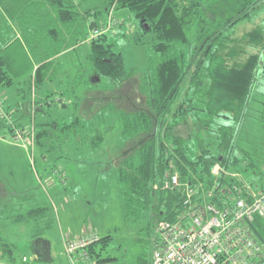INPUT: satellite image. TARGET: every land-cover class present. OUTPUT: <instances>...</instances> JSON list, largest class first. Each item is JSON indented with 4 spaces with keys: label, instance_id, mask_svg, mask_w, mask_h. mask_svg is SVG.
Here are the masks:
<instances>
[{
    "label": "rangeland",
    "instance_id": "374dc122",
    "mask_svg": "<svg viewBox=\"0 0 264 264\" xmlns=\"http://www.w3.org/2000/svg\"><path fill=\"white\" fill-rule=\"evenodd\" d=\"M44 1L11 0L6 6L0 0V56L7 55L10 60L11 55L5 54L6 49L18 47L21 43L14 41L8 45L14 37L23 35L18 26L21 21H26L27 25L31 23L24 30L25 37L28 36L26 32L29 31L30 35L31 31L37 32L39 28L46 26L47 35H43L44 39H41L49 41V25L57 32L55 34L53 31V36L61 35V27L55 26L54 20L50 21V17L46 15L52 11ZM75 1V7L79 3L81 7L77 8V23L70 26V44L74 45L80 43L86 34L91 36L92 30L88 22L97 19L101 23L108 17L104 10L108 0ZM35 2L41 7L35 9L37 18L35 16L33 25L31 18L27 15L24 19L22 14ZM91 12L97 14L93 16ZM113 17L112 21L120 19L124 25L115 26L107 34V42L111 45L113 54L123 56L126 71L131 73V82L126 91L133 87L136 92V107L122 106L115 98L110 101L107 100L110 97H103L104 94L115 93L118 86L110 78L96 77L89 59L91 49L85 41L82 42L84 44L76 45L79 49L70 54L80 62L78 67L85 73L65 79L62 86L67 91L61 96L58 95L59 90L54 91L56 94L49 97V104L43 97L37 98L38 102L34 98L27 99L25 93L30 84L26 76L29 72L24 73L20 80L13 78L10 87L1 89L3 100L0 104V122L5 121V126L0 128V173L5 188L0 212L5 216V225L0 229V236L17 247V259L24 254L32 258L34 253L30 249V240L33 247H40L39 238H47L54 245L55 258L53 261L42 258L37 264H70L63 247L59 248L62 232L68 238V232L84 227L82 235L87 232L101 239L111 237L107 245L96 244L97 254L91 258L93 264H144L151 260L157 226L164 221L154 223V207L145 204L138 194L131 198L128 194L129 185L121 180V169L138 162L141 148L147 142L141 135L132 137V140L130 136H124L126 122L121 111H138L141 107L144 111L149 110L146 99L141 95L148 96L146 92L151 86L148 76L154 72L159 56L151 49L154 38L152 34L144 37V44L136 45L135 38L141 31L139 21L133 13L119 9L113 11ZM254 17L256 25L264 24V15ZM242 26L246 29L252 28L250 23ZM15 30L19 31L15 33ZM241 30H238L236 37L245 32ZM75 33L77 34L74 35ZM190 38L193 39L194 35H190ZM28 49L31 56L26 58L19 47L11 52L14 57H23L26 64H33L34 60L41 57L34 54L37 49L36 42L31 45L28 41ZM40 50L41 54L46 52L41 47ZM57 85L55 84L56 87ZM19 90L21 94L16 100V91ZM28 91L31 95L32 89ZM16 102L19 104L16 105ZM77 103H82L85 108L79 107L81 112L78 109L76 113ZM39 105L45 111V118L42 112H35V106ZM256 108L253 106L241 126L238 142L242 144V149L245 147L252 151L251 155L258 162L255 169L257 174L249 170L242 172V175L248 184H253H250L253 188L261 189L264 187V106L258 110ZM205 121V124L211 123L216 128L222 123L214 118ZM23 125L26 131H22ZM18 139L22 141L24 148ZM246 142L255 145L248 147ZM15 205H21L22 212ZM36 208L42 210L29 219L28 214ZM20 213L25 222L22 225L11 223V214ZM13 240L16 242H12ZM41 249L45 253V249Z\"/></svg>",
    "mask_w": 264,
    "mask_h": 264
},
{
    "label": "trees",
    "instance_id": "16d2710c",
    "mask_svg": "<svg viewBox=\"0 0 264 264\" xmlns=\"http://www.w3.org/2000/svg\"><path fill=\"white\" fill-rule=\"evenodd\" d=\"M45 4L52 11L48 14L50 21L53 19L55 26L61 27V35L53 36V31L57 32L49 25V41L41 39L47 35L46 26L38 27L40 31H31L30 35L28 31L27 40L31 45L38 40L48 61L88 42L90 35L80 39V43L70 44V28L78 21L74 0H47ZM40 7L35 3L29 6L22 14L24 19L28 15L34 25L35 9ZM118 8L130 11L139 21L141 34L135 38L136 45L144 44V37L152 34L151 49L159 56L154 72L148 76L151 85L146 92L148 96L140 94L146 99L149 110L141 107L138 111H122L126 122L124 136L132 140L141 135L144 141L147 139L138 162L120 171L121 180L129 185L128 194L131 198L138 194L145 204L154 207L153 219L157 224L177 222L187 212L182 205L186 197L184 182L190 181L198 188L195 203L210 201L219 207L228 205L227 201L232 199L230 195H238L234 187L240 186L242 181L248 183L242 172L252 170L257 174L258 162L250 152L242 149L238 133L253 106L256 110L264 106V24L254 22V16L264 15V0H108L104 5L108 14L106 21L89 22L92 34L96 30L109 29L90 42L89 59L96 77H107L117 84L115 95L122 106L136 107L133 87L126 91L131 73L126 71L123 56L113 54L107 42V34L115 26L124 25L118 19L112 21V27L108 26L114 18L113 11ZM91 14L95 16L97 12ZM247 23L252 24V28L242 26ZM20 24L25 30L31 26L26 21ZM241 29L245 32L236 37ZM192 34L193 39L190 38ZM18 45L23 57H30L22 43ZM18 47L6 49L10 60L7 55L0 56V102L3 100L2 87H10L13 78L21 79L33 66L26 64L23 57L24 61L19 56L14 57L11 51ZM51 67L50 62L38 69L36 85L50 78L47 72ZM103 97L114 100L110 94ZM211 118L222 123L217 128L211 123L205 124V120ZM4 122H0V128L5 126ZM21 128L26 131L24 125ZM216 164L224 171L218 177L212 174ZM175 175H179L182 186L169 184ZM253 225L264 238V219L256 218ZM110 240L111 237L100 238L97 243L107 245ZM96 244L88 250L92 259L97 254ZM144 264H152V260ZM252 264H264V253Z\"/></svg>",
    "mask_w": 264,
    "mask_h": 264
},
{
    "label": "built area",
    "instance_id": "2783aa9c",
    "mask_svg": "<svg viewBox=\"0 0 264 264\" xmlns=\"http://www.w3.org/2000/svg\"><path fill=\"white\" fill-rule=\"evenodd\" d=\"M108 26L112 27V20ZM108 30L94 31L87 43ZM223 173L221 165L216 164L212 174L218 177ZM172 182L178 185L179 176H173ZM234 189L238 195L229 194L232 199L227 203H230L219 207L210 201L195 203L198 188L192 184L186 186L184 206L187 212L173 224L160 223L152 264H252L261 259L264 244L250 225L256 218L264 219V190L243 181ZM99 241V236L85 233L77 240H68L65 252L74 264L80 262L77 257H81L82 264H93L88 250Z\"/></svg>",
    "mask_w": 264,
    "mask_h": 264
},
{
    "label": "crops",
    "instance_id": "0c3cea01",
    "mask_svg": "<svg viewBox=\"0 0 264 264\" xmlns=\"http://www.w3.org/2000/svg\"><path fill=\"white\" fill-rule=\"evenodd\" d=\"M9 1H11V0H3V3L6 4V6H8L7 3ZM44 2H47V0H45ZM35 4H36V2H35ZM74 5L75 6L77 5V2L75 0H74ZM79 7H81V3H79V5L77 6V8H79ZM24 8L21 10V12L24 10ZM46 15H48V13ZM105 20H106V18H105ZM105 20L103 22H105ZM87 24L89 25V22ZM18 26H19L20 30L23 32V35H17L16 37H14V39H12L10 41V43L8 45L13 43L14 41H20L22 43V45L25 47V49H26L27 53L29 54V56H31L30 55V51H29L30 49H28V46H27L28 45L27 32H26V36L27 37H25V34H24L25 28H24V26H22V24H20V22H19ZM17 31H19V30H15V33H17ZM39 44H40L39 41L36 40L37 49H35L36 52L34 54H36L38 56L40 55L41 57H39L38 60H34L32 69H30L28 71L29 73L26 76L27 79H28V82L30 84L29 87H28V90L32 89V94L30 95L29 91L27 90V93H25V95H26L27 99L28 98H34V100L36 102H38L37 98H41V99L45 98V99H47L46 103L49 104L50 103L49 97L52 94H56V93H54V91H58L59 90V93H58L59 96H61L62 94L64 95L65 94L64 92L67 91L62 86V83H63V81L65 79H69V77H71V76H80V74L85 73V72H82L83 70L78 67L80 65V62L77 61L74 57L70 56V54H72L73 52L78 50L79 47H75L74 46L73 48H70V49L62 52L61 54L57 55L53 60H49L48 61L46 56L44 55V53L43 54L40 53L41 50H40V45ZM82 44H84V43H82ZM85 44H87V46H89V48L91 49L90 44H88V43H85ZM50 62L52 63V67L47 72V74L50 75V78L46 82H43L42 84H40L39 86L36 85L37 71H39L38 69H40L42 66H44V65H46V64H48ZM70 67H72V69H70ZM24 71L25 70H23V72ZM75 80H76V78H75ZM55 84H58L57 87L55 86ZM20 91L21 90L16 91V96H17L16 100L19 99L18 95L21 94ZM117 92H118V90L115 93H110V95H113L114 98H116L117 102L120 103V105H122L123 103L119 102L118 99H117L118 98L117 95H115V94H117ZM37 93H38V96H37ZM131 96H133V95H131ZM59 98H61V97H59ZM110 101H112V100H110ZM18 104L19 103L16 102V105H18ZM82 105H83L82 103H77V105H76V113L78 112L79 107H82ZM82 108H85V107H82ZM79 111H80V109H79ZM36 112H37V114L42 112L43 118H45V114H44L45 111L42 109V107L40 105L36 106ZM62 116H63V114H62ZM80 116H82L81 113H80ZM36 118H37V116H36ZM64 118L65 117L63 116L62 119H64ZM77 119H79V118H77ZM26 121H27V118H26ZM26 139H28V138H26ZM19 141L21 142L20 145L24 148V144L22 143V141L21 140H19ZM240 145H242V144L240 143ZM246 145L248 147H253L255 144L246 142ZM244 149H245V147H244ZM248 152H250V151H248ZM1 178H2V173H0V202H1V200H3V196H4L3 188H5L2 185L3 182L1 180ZM250 184L253 185L252 183H250ZM14 193H16V192H14ZM0 205H1V203H0ZM15 206L20 211L22 210L21 205H20V207H18L17 205H15ZM0 209H1V206H0ZM41 210H42L41 208L33 209L31 211V213L28 214L29 215L28 218L32 219L35 216V214L39 213ZM4 217L5 216L3 214H1V212H0V229L1 230L3 229V226L5 225L4 224L5 218ZM11 220H12L11 223L16 224V225H22L25 222V218H24V216H22L21 213L20 214H11ZM84 230H85L84 227H80V228H77L73 232H68L69 233L68 238H65L64 234L62 232V243H59V248L63 247L64 253L66 254V252H65V244H66V242L68 240L71 241V239L77 240L80 236H82V234L84 233ZM31 238H32V236H31ZM39 241L41 243L40 247L39 246H35V245L33 247L32 240H30V242H31L30 249L34 253L32 258H31V256H28L27 254H24V255H22L21 257H19L17 259L16 255H15V252H16L15 250L17 249V247L14 246L11 243H8L2 236H0V264H37V262L41 261L42 258H46L48 261H53L54 258H55V254H54L55 252H54L53 243L52 242L50 243L47 238L46 239L39 238ZM12 242H16V241L13 240ZM61 244H63V246ZM41 248L45 249V253H43V249H41ZM28 250H29V248H28ZM66 256H67V254H66ZM68 259H69L70 264H74L75 263V261L73 259H71L70 257H68ZM77 259L80 260V262H78V264H82L81 257H77ZM151 260H152V257H151Z\"/></svg>",
    "mask_w": 264,
    "mask_h": 264
},
{
    "label": "bare ground",
    "instance_id": "6f19581e",
    "mask_svg": "<svg viewBox=\"0 0 264 264\" xmlns=\"http://www.w3.org/2000/svg\"><path fill=\"white\" fill-rule=\"evenodd\" d=\"M178 176H179V175H178ZM172 178H173V177H172ZM169 184L171 185V187H172V186H182V183H181L180 177H179V184H178V185H174L173 182H172V180H171V182L169 181ZM183 184H184V187H183V188H185L186 186L191 185L192 182H190V181H189V182H184ZM185 201H186V197L184 198V200H183V202H182V205H184ZM164 223L173 224L174 222L164 221ZM158 230H160V224H158V226H157V231H158Z\"/></svg>",
    "mask_w": 264,
    "mask_h": 264
},
{
    "label": "water",
    "instance_id": "95a60500",
    "mask_svg": "<svg viewBox=\"0 0 264 264\" xmlns=\"http://www.w3.org/2000/svg\"><path fill=\"white\" fill-rule=\"evenodd\" d=\"M250 227H251L253 233L256 235V237H257L261 242H264V238H263L262 235L258 232V230L256 229V227H255L253 224H251Z\"/></svg>",
    "mask_w": 264,
    "mask_h": 264
}]
</instances>
